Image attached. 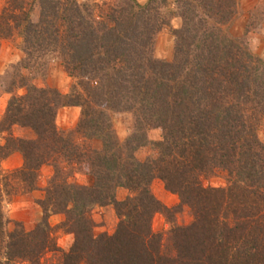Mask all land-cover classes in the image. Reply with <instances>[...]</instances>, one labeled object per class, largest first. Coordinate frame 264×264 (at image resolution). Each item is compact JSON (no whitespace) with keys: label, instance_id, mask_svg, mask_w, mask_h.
I'll return each instance as SVG.
<instances>
[{"label":"trees","instance_id":"obj_1","mask_svg":"<svg viewBox=\"0 0 264 264\" xmlns=\"http://www.w3.org/2000/svg\"><path fill=\"white\" fill-rule=\"evenodd\" d=\"M168 1H5L0 41L21 37L24 58L17 69L57 54L76 82L69 94L52 96L18 71L5 90L10 97L0 122L7 135L0 159L19 153L23 165L0 175V264H264V145L256 134L264 116V64L224 30L237 0H172L182 22L173 32V60H156L154 38L166 25ZM20 89L24 93L16 94ZM63 107L81 108L72 131L55 126ZM109 112H131L136 125L159 129L153 154L136 159L141 135L119 145ZM14 126L34 138L13 137ZM94 138L102 141L100 151L86 143ZM44 166L52 176L36 202L41 222L30 231L15 222L7 231L3 199L39 190ZM82 167L88 185L72 182ZM218 170L226 173L227 186L203 187ZM155 179L193 217L165 240L151 229L154 214L166 210L151 193ZM118 188L128 192L123 201L115 198ZM106 205H113L119 222L112 235L95 236L90 211ZM57 214L73 235L66 253L48 223ZM48 254L55 260L48 262Z\"/></svg>","mask_w":264,"mask_h":264},{"label":"rangeland","instance_id":"obj_2","mask_svg":"<svg viewBox=\"0 0 264 264\" xmlns=\"http://www.w3.org/2000/svg\"><path fill=\"white\" fill-rule=\"evenodd\" d=\"M6 0H0V10ZM79 4L89 3L101 5H111L121 3L123 0H74ZM140 5H144L148 0H136ZM167 7H163L162 13L165 17L166 25L161 28L154 38L153 56L156 60L162 62H171L174 56L175 38L173 32L180 29L181 19L177 14V8L172 0H169ZM31 21L35 22L39 16V5L35 3L30 12ZM225 32L232 38L243 43V46L253 56L260 59L264 64V0H237V7L234 17L224 27ZM256 41L255 52L250 48L252 42ZM23 43L21 37L13 35L12 37L0 41V122L3 118L10 94L5 90L12 80L15 73H21L27 79L31 86L48 89L52 96L67 95L70 93L71 86L76 80L71 79L65 72L60 57L57 54H51L34 58L29 62V67L17 69L22 64L24 58ZM16 67V70H15ZM15 93V92H14ZM23 90H17L16 94H23ZM70 108H76L72 110ZM77 111L76 114L72 112ZM81 118V108L63 107L58 108L55 116V126L58 131L68 132L76 128ZM112 134L119 145L125 144L132 134L142 137L138 141V148L134 150L136 159L143 161L153 154L152 144L161 139V131L156 128H145L135 123V116L131 112H109ZM13 137L18 139H33V133L19 126L11 129ZM256 134L258 140L264 145V116L258 118ZM7 137L5 133H0V146H3ZM93 151L102 149V141L94 138L86 142ZM23 165L21 154L13 153L5 159H0V175ZM52 176V170L48 166L41 168L38 179L39 190L29 194L18 195L14 198H4L2 201V212L5 220V229H13V223H20L25 231L32 230L42 220V211L37 205V201L43 197V189L47 186ZM72 182L88 185L91 177L87 167H82L75 172ZM202 186L205 188H225L227 186V175L224 171L218 170L212 173L208 178L202 180ZM150 190L154 198L164 207V212H157L151 220V229L155 234L162 235L165 240L168 232L174 227H185L192 223L193 217L190 209L181 205L177 195L168 192L164 184L155 179ZM128 195L124 188H118L115 193L117 201H123ZM90 218L93 221V233L95 236L112 235L115 232L119 222L118 216L113 205L103 207H92ZM64 221L63 215H50L48 223L52 228L53 236L57 247L64 253L68 252L72 243L73 235L65 232L62 228ZM56 256L48 254V262L55 260Z\"/></svg>","mask_w":264,"mask_h":264},{"label":"clouds","instance_id":"obj_3","mask_svg":"<svg viewBox=\"0 0 264 264\" xmlns=\"http://www.w3.org/2000/svg\"><path fill=\"white\" fill-rule=\"evenodd\" d=\"M255 44H256V41H253L252 42V46L250 48V50L254 53L255 52Z\"/></svg>","mask_w":264,"mask_h":264},{"label":"crops","instance_id":"obj_4","mask_svg":"<svg viewBox=\"0 0 264 264\" xmlns=\"http://www.w3.org/2000/svg\"><path fill=\"white\" fill-rule=\"evenodd\" d=\"M70 109H72V110H77L76 108H70ZM72 113H73V114H76L77 111H76V113H75V111H73Z\"/></svg>","mask_w":264,"mask_h":264}]
</instances>
